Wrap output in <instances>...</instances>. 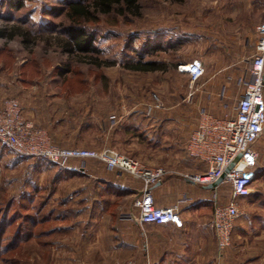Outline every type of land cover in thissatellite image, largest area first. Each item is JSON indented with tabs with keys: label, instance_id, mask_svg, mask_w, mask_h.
Segmentation results:
<instances>
[{
	"label": "crops",
	"instance_id": "obj_1",
	"mask_svg": "<svg viewBox=\"0 0 264 264\" xmlns=\"http://www.w3.org/2000/svg\"><path fill=\"white\" fill-rule=\"evenodd\" d=\"M250 8L240 13L241 18L264 20V5ZM251 24L250 40L243 46L245 53L232 58L224 70L207 77L204 72L196 84H190L188 78L184 95L180 92L177 97L170 96L161 108L122 112L115 107L118 104L112 108L100 106L79 124L73 123L71 117L53 122L58 114L52 109L50 87L47 93L37 85L24 87L26 81L18 77L16 82L21 84L13 89L20 88L17 90L24 94L19 100L23 118L45 130L55 146L88 150L109 148L119 153L127 147L130 156H136L138 162H145L143 156L162 153V163L167 164L163 167L167 175L151 187V195L157 207L178 208L180 226L139 225L133 202L140 193L141 181L95 160H68L60 171L43 173L50 175L51 181L50 217L67 227L61 242L71 245L64 250L74 255L69 256L72 260L78 258L79 253L89 251L92 258L130 259L135 264H218L216 240L209 228L211 201L216 197L221 204H226L231 194L228 191L223 198V186L194 184L185 178L206 171L204 163L188 157L186 144L201 112L217 118L234 115L251 80L248 62L258 37L255 28L260 25ZM149 61L165 66L154 59L146 62ZM194 61L203 67L201 60ZM9 89L0 70V106L4 90ZM254 147L259 155L254 168L255 179L249 196L237 200L244 216L235 222L232 245L221 259L224 264L264 261V133Z\"/></svg>",
	"mask_w": 264,
	"mask_h": 264
},
{
	"label": "rangeland",
	"instance_id": "obj_2",
	"mask_svg": "<svg viewBox=\"0 0 264 264\" xmlns=\"http://www.w3.org/2000/svg\"><path fill=\"white\" fill-rule=\"evenodd\" d=\"M16 1L0 0V26H20L36 41L25 48L18 39L8 43L0 40V70L4 84L10 86L4 90L2 103L13 98L20 106L24 94L17 90L20 88L13 89L21 84L16 82L20 77L26 81L24 87L37 85L45 93L50 87L52 109L58 114L53 122L71 117L76 124L100 106L118 104L115 107L122 112L165 106L170 96L184 95L188 84V77L177 73L178 65L201 60L205 77L224 70L232 58L245 53L251 22H264L241 18L240 14L263 6L264 0H138L133 13L119 14L114 9L83 25L93 34L99 57L115 62L113 67L95 68L60 54L53 39L69 22L63 11L57 16L45 14L51 8L64 10L68 1L90 0H24L21 8L9 6ZM151 59L163 62L165 70L142 73L124 67ZM129 151L125 147L120 154L138 161ZM163 157L162 153H152L139 162L164 167ZM54 170L47 162L18 157L0 148V264H135L130 259L92 258L89 251L70 258L74 255L64 249L71 245L61 242L67 227L50 217L48 207L51 181L50 175L43 173ZM228 191V187L221 190L223 198Z\"/></svg>",
	"mask_w": 264,
	"mask_h": 264
},
{
	"label": "built area",
	"instance_id": "obj_3",
	"mask_svg": "<svg viewBox=\"0 0 264 264\" xmlns=\"http://www.w3.org/2000/svg\"><path fill=\"white\" fill-rule=\"evenodd\" d=\"M255 32L258 37L248 62L251 80L234 115L217 118L201 112L186 144L188 157L204 163L206 171L185 178L200 185H211L221 178L216 187H228L231 194V200L226 204H221L216 197L211 201L209 228L216 240L218 263L230 247L235 222L241 215L237 200L250 194L259 157L254 146L264 133V22L256 26ZM177 68L178 73L188 76L190 84H196L204 76V69L198 61ZM0 146L16 156L62 168L66 167L68 160H95L109 169H117L142 183L133 202L139 225L181 224L176 206L157 207L153 202L151 187L167 175L165 168L147 167L109 148L88 150L55 146L45 131L23 118L19 103L13 98L4 100L0 107Z\"/></svg>",
	"mask_w": 264,
	"mask_h": 264
},
{
	"label": "trees",
	"instance_id": "obj_4",
	"mask_svg": "<svg viewBox=\"0 0 264 264\" xmlns=\"http://www.w3.org/2000/svg\"><path fill=\"white\" fill-rule=\"evenodd\" d=\"M22 3H24V0L9 2V6L17 9L22 7ZM64 5L66 7L64 10L51 8L48 12H45L47 16H57L63 11V17L69 22L68 25L61 26L60 32L53 39L56 49L60 54L73 57L75 60L86 63L95 68L113 67L115 62L99 57L100 50L94 46V36L93 34L88 33L83 25L95 22L98 15H108L113 12L114 9H116L119 14H123L124 12L133 13L138 9V0L68 1L64 3ZM59 37H63V39ZM14 39H18L25 48L33 45L36 41L35 37L32 38L30 33L22 30L20 26H0V40L8 43ZM146 54H148V51ZM124 67L125 69L135 72L154 73L163 72L166 66L155 61H138L133 64H125ZM59 74L63 75L61 72ZM0 148L2 147L0 146ZM50 165H52L53 168H56L57 171L63 169L62 167L53 164Z\"/></svg>",
	"mask_w": 264,
	"mask_h": 264
},
{
	"label": "water",
	"instance_id": "obj_5",
	"mask_svg": "<svg viewBox=\"0 0 264 264\" xmlns=\"http://www.w3.org/2000/svg\"><path fill=\"white\" fill-rule=\"evenodd\" d=\"M221 181V178H219L217 181H215L213 184L210 185V187H216Z\"/></svg>",
	"mask_w": 264,
	"mask_h": 264
}]
</instances>
